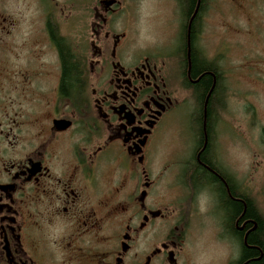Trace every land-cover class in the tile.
<instances>
[{
	"label": "flooded vegetation",
	"instance_id": "1",
	"mask_svg": "<svg viewBox=\"0 0 264 264\" xmlns=\"http://www.w3.org/2000/svg\"><path fill=\"white\" fill-rule=\"evenodd\" d=\"M145 1L0 0V264H190L207 211L227 264H264V126L228 84L259 81L227 54L264 0H159L140 40Z\"/></svg>",
	"mask_w": 264,
	"mask_h": 264
},
{
	"label": "rangeland",
	"instance_id": "2",
	"mask_svg": "<svg viewBox=\"0 0 264 264\" xmlns=\"http://www.w3.org/2000/svg\"><path fill=\"white\" fill-rule=\"evenodd\" d=\"M159 0H146L144 7L140 10V14L136 21V29L140 35V40L148 39L151 36H155L161 32V25L158 18L163 17V14L166 12L164 6L160 5ZM220 1V0H219ZM244 2V7L241 10H233L236 16L240 19H236L235 23H231L232 29L240 27L243 28L244 33L248 30L256 34H259L260 37L258 40H248L247 36L244 35L242 38L245 40L244 44L247 46L244 48H233L232 50L227 46V54L231 61L238 69L239 75H245L249 69L245 67L255 66V70L251 72H257L255 77L258 78L259 83L254 88L258 91L254 96L251 95L249 91V86H252L250 83L242 85V92L239 90L238 85H234L228 82V84L233 88L238 94L247 95V99H242L241 103L235 102V100H230V103L234 106L242 105L243 108H247L251 111V104L254 105L256 111V117L248 120L249 124L264 126V17L259 16L258 12L254 11L250 7V3ZM228 14H231V11L228 10ZM245 19L249 20V23L252 25H246L243 21ZM242 26V27H241ZM232 29L229 32L231 38H233L235 31ZM248 29V30H247ZM256 42V44L254 43ZM233 42H228L229 45H232ZM255 44V45H254ZM253 45V46H251ZM230 65V63L228 62ZM245 82V81H244ZM241 95L239 97H241ZM233 107V106H232ZM183 107L182 109H185ZM183 117V112L180 114ZM183 131L188 133V128L185 126L182 127ZM176 128L174 129L175 133ZM176 134V133H175ZM177 136V135H176ZM176 136L173 134V129L167 132V134L159 139L156 143L158 152L155 158V162H161V153L163 151H168L172 148V140H176ZM246 152H243V158L245 160ZM214 211L205 212L200 214L198 218L192 220L191 225L189 226L190 230V240L188 241V249L190 255V264H227L226 261L233 260L234 247L222 240L219 230V223L216 215L214 216ZM218 216V213H217ZM231 247V251H230Z\"/></svg>",
	"mask_w": 264,
	"mask_h": 264
},
{
	"label": "water",
	"instance_id": "3",
	"mask_svg": "<svg viewBox=\"0 0 264 264\" xmlns=\"http://www.w3.org/2000/svg\"><path fill=\"white\" fill-rule=\"evenodd\" d=\"M108 4H109V5H111V4H112V2H109Z\"/></svg>",
	"mask_w": 264,
	"mask_h": 264
},
{
	"label": "trees",
	"instance_id": "4",
	"mask_svg": "<svg viewBox=\"0 0 264 264\" xmlns=\"http://www.w3.org/2000/svg\"><path fill=\"white\" fill-rule=\"evenodd\" d=\"M251 264H255V263H251Z\"/></svg>",
	"mask_w": 264,
	"mask_h": 264
}]
</instances>
